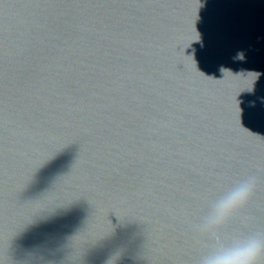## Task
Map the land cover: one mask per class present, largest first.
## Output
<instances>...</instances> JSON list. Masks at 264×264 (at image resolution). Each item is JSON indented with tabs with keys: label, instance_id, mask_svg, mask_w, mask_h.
<instances>
[{
	"label": "water",
	"instance_id": "water-1",
	"mask_svg": "<svg viewBox=\"0 0 264 264\" xmlns=\"http://www.w3.org/2000/svg\"><path fill=\"white\" fill-rule=\"evenodd\" d=\"M248 175L226 233L264 230V0H0V264H195Z\"/></svg>",
	"mask_w": 264,
	"mask_h": 264
},
{
	"label": "clouds",
	"instance_id": "clouds-1",
	"mask_svg": "<svg viewBox=\"0 0 264 264\" xmlns=\"http://www.w3.org/2000/svg\"><path fill=\"white\" fill-rule=\"evenodd\" d=\"M234 59H245L243 51H238ZM256 185L257 177L248 175L206 202L198 221L191 224L193 233L203 242L195 264H264V230L225 232L251 200Z\"/></svg>",
	"mask_w": 264,
	"mask_h": 264
}]
</instances>
